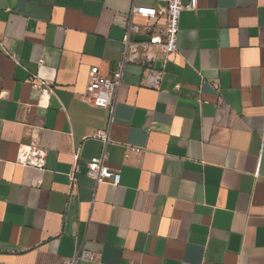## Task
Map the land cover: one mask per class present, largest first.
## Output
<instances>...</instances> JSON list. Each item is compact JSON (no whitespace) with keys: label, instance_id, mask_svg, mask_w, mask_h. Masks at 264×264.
Here are the masks:
<instances>
[{"label":"crops","instance_id":"1","mask_svg":"<svg viewBox=\"0 0 264 264\" xmlns=\"http://www.w3.org/2000/svg\"><path fill=\"white\" fill-rule=\"evenodd\" d=\"M165 4L0 0V264H264V0H197L177 53L125 66L111 115L82 100L132 6ZM102 154L116 186L86 174Z\"/></svg>","mask_w":264,"mask_h":264},{"label":"built area","instance_id":"2","mask_svg":"<svg viewBox=\"0 0 264 264\" xmlns=\"http://www.w3.org/2000/svg\"><path fill=\"white\" fill-rule=\"evenodd\" d=\"M197 8V0H188L186 4L183 0H166V4L161 8L150 6H132L129 12L128 23L124 29L122 36V60L117 62L109 74H102L98 67H92L88 71V81L82 100L90 106L96 108L107 109L110 115L113 113L115 98L122 82L124 68L127 64L135 63L141 58L148 59L147 50L154 48L158 50L163 59L178 52L177 42L179 34V21L182 10H195ZM134 16H139L147 20H155L162 18L164 24L162 29L156 31L155 27L148 25L141 27L132 22ZM135 36H144L145 39H135ZM162 72H156L154 80L159 82ZM36 81L34 77L30 81ZM37 85L34 84V87ZM97 137L105 139L104 134L99 133ZM79 155H75L77 161ZM45 153L43 150L29 146H22L17 156L18 164L23 166H32L35 168H43ZM105 155L102 154L98 158H93L87 164V176L96 184L107 182L116 186L120 182V173L113 171L104 164ZM78 169L76 164L68 174L72 182L75 181ZM88 258L87 253L79 254L73 258H63L61 264H78L80 260Z\"/></svg>","mask_w":264,"mask_h":264}]
</instances>
